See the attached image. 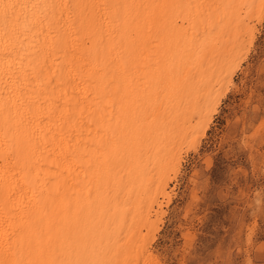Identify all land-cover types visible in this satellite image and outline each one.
<instances>
[{
	"label": "bare ground",
	"instance_id": "obj_1",
	"mask_svg": "<svg viewBox=\"0 0 264 264\" xmlns=\"http://www.w3.org/2000/svg\"><path fill=\"white\" fill-rule=\"evenodd\" d=\"M258 1L0 0V264H153Z\"/></svg>",
	"mask_w": 264,
	"mask_h": 264
},
{
	"label": "rangeland",
	"instance_id": "obj_2",
	"mask_svg": "<svg viewBox=\"0 0 264 264\" xmlns=\"http://www.w3.org/2000/svg\"><path fill=\"white\" fill-rule=\"evenodd\" d=\"M258 8L234 86L168 186L153 264H264V0Z\"/></svg>",
	"mask_w": 264,
	"mask_h": 264
}]
</instances>
